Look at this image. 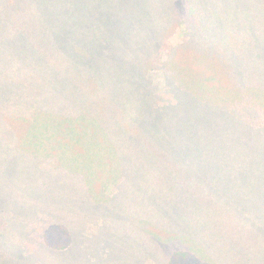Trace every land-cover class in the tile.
I'll return each mask as SVG.
<instances>
[{
    "label": "trees",
    "instance_id": "16d2710c",
    "mask_svg": "<svg viewBox=\"0 0 264 264\" xmlns=\"http://www.w3.org/2000/svg\"><path fill=\"white\" fill-rule=\"evenodd\" d=\"M214 1L217 4L163 0L155 23L160 21L166 29L152 35L151 41L143 42L126 33L116 37L110 34L104 41L100 37L97 42L102 49L98 48L97 60L104 62L103 67H76L78 82L82 83L77 90L80 95L72 102L73 85L69 96L68 109L81 112L82 117L98 125V132L118 157L117 152L128 143L123 136L132 135L123 131V125L114 128L116 120L109 113L107 100L110 92L127 89L130 79L131 87L144 92L141 98L133 94L136 107L142 105L147 115L164 114L167 120H147L140 129L143 144L169 148L171 157L183 154L195 162L172 169L168 160L155 159L147 170L149 185L145 186V173L139 172L123 191L124 174L101 173L96 178L90 172L81 178L79 191L73 186L68 205L38 202L30 190L23 193L20 202L0 198V263L3 258L7 264H118L109 254L117 250L131 252L134 264H264V102L258 104L255 99L256 94H264V82L260 81L262 75L253 74L249 80L239 77L234 68L249 49L244 43L245 26L254 23L248 5L264 10V0ZM110 3L105 0L104 25L120 31L129 13L124 9L119 24L109 10ZM35 4V0H0V35L15 24L13 21H19L14 18L17 13ZM97 7V0H87L84 19L91 27L102 13ZM144 7L146 0L139 4V8ZM258 13L264 16V12ZM178 23L184 24L183 41L162 53L165 38ZM232 44L238 45V51ZM133 47L140 56L127 67L101 59L120 50L125 51V57L135 50ZM182 50L206 60L219 59L228 85L220 86L215 90L219 94L211 97L199 83L184 81L183 71L173 62ZM113 72H120L119 81ZM17 86L22 89L20 94L26 93L22 79L13 90ZM164 93L168 96L160 105ZM192 113L196 115L189 116ZM217 156L226 159L209 160ZM39 165L43 166L37 161L41 175ZM25 168L22 174L30 177L32 167ZM153 168L165 172L166 183L177 180L168 181L166 176L188 171V192L181 182L183 191L173 199L177 209L172 212H145L147 203L157 204L163 199L161 178L156 177L159 172L150 174ZM211 168L212 179L206 176ZM44 188L39 187L36 194ZM50 191L43 193L44 199L51 197ZM57 194V199L64 198L62 191Z\"/></svg>",
    "mask_w": 264,
    "mask_h": 264
},
{
    "label": "rangeland",
    "instance_id": "374dc122",
    "mask_svg": "<svg viewBox=\"0 0 264 264\" xmlns=\"http://www.w3.org/2000/svg\"><path fill=\"white\" fill-rule=\"evenodd\" d=\"M35 1L34 7L22 9L17 13L14 18L18 17L19 21L14 19L15 24L0 35V198L6 197L10 203L20 202L23 193L30 190L34 191L33 196L36 195L38 202L43 200L54 205H68L71 202L73 186L79 191L82 186L81 178L87 177L90 172L96 178L101 173L124 174L121 188L123 191L136 180L139 172L145 173V186H148L147 170L152 167L150 164L155 162V159L161 162L168 160L172 169L178 164L185 166L189 162H195L189 157H183V154L176 158L171 157L168 154L169 148L143 144L140 133L142 125L147 120L163 122L166 118L161 113L147 115L142 105L136 107L137 101L133 94L141 98L144 92L131 87L130 79L126 82L127 89L110 92L107 100L111 109L109 113L116 120L114 128L123 125L126 128L123 131L132 135L123 136L128 143L121 148V152H117L118 157L108 140L98 132V125L89 121V117H82L81 112L68 109L72 86H76L72 96L74 102L80 95L77 90L82 85L81 81L78 82L79 73L75 68L90 66L96 70L103 67L104 62L97 60L100 58L98 48H101L98 39L101 37L104 41L110 34L116 37L126 33L143 42L151 41L152 35L166 29L161 26L160 21L155 23L158 11H162L163 0H146L147 7L144 8H139L143 0H111L109 10L119 24L121 14L125 10L129 13L120 31H116V27L111 28V25H104L102 16L105 0H97V8L102 13L95 27L88 25L85 20L87 0ZM201 1L210 2V5L217 4L214 0ZM220 1L226 3L233 0ZM258 12L264 10H259L257 5L256 9L248 5V14L253 17L254 23L245 26L244 43L249 49L234 68L239 77L244 76L249 80L250 76L257 74L263 76L260 81L264 82V16ZM255 13L259 15H254ZM173 29L162 44V53H166L171 44L183 41L184 24L178 23ZM89 33L91 37H87ZM61 41L64 42L63 46ZM233 46L235 51H238V45ZM133 49L135 50L125 57L124 50L114 52L113 57L110 53L106 55L103 52L105 55L101 59L107 58L111 63L119 62L127 67L140 56L136 47ZM147 50L146 48L143 52ZM239 52L240 54H237L241 57L243 52ZM219 61L217 58L206 60L196 57L190 50L179 51L173 59L174 65L183 71L181 78L188 84L199 83L202 90L208 91L207 95L211 97L219 94L215 90L220 86L228 85ZM36 65L38 68L33 67ZM113 73L119 81L120 72ZM21 79L26 86L24 94L19 93L22 90L19 86L13 90ZM138 83L141 85L143 81L138 78ZM3 84L5 87H2ZM167 96L166 93L161 96L160 105L165 103ZM255 99L256 103L263 104L264 94H256ZM96 110L98 111V108ZM195 115L192 113L189 116ZM120 158L125 160L121 162ZM223 159L226 158L217 156L209 160ZM37 161L43 164L39 165L41 169H38L41 175L36 169ZM26 165L28 168L32 167L30 177L22 174V169H27ZM157 171L159 174L156 177L161 178L160 185L163 186V199L157 204L147 203L145 212L159 209L172 212L177 209L173 199L179 196V191H183L182 183L187 191L188 171L176 177L166 176L168 181L177 179L174 183H166L162 169L153 168L150 174ZM199 175L201 173H197V176ZM206 176L213 178L212 168L206 172ZM41 186L45 188L36 194ZM49 190H52L51 197L44 199L43 193ZM59 190L63 192V199H57ZM109 254L118 264H134L131 252L112 250ZM0 264L7 262L1 258Z\"/></svg>",
    "mask_w": 264,
    "mask_h": 264
}]
</instances>
